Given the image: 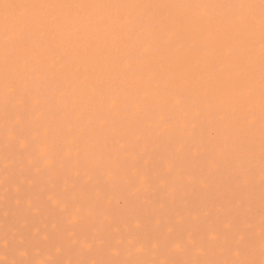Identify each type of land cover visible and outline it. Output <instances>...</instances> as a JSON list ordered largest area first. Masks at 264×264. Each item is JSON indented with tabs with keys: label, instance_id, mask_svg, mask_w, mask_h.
<instances>
[{
	"label": "snow or ice",
	"instance_id": "6c2138e0",
	"mask_svg": "<svg viewBox=\"0 0 264 264\" xmlns=\"http://www.w3.org/2000/svg\"><path fill=\"white\" fill-rule=\"evenodd\" d=\"M0 133L84 193L17 184L63 236L35 260L6 234L0 264H264V0H0Z\"/></svg>",
	"mask_w": 264,
	"mask_h": 264
},
{
	"label": "rangeland",
	"instance_id": "374dc122",
	"mask_svg": "<svg viewBox=\"0 0 264 264\" xmlns=\"http://www.w3.org/2000/svg\"><path fill=\"white\" fill-rule=\"evenodd\" d=\"M22 130L25 134L31 131L28 128ZM3 143V135L0 133V241L6 234L9 237H15L17 244L29 249L30 259H44L55 251L62 239V218L47 203H42L39 211L29 212L17 209L13 202L16 186L19 184L25 191L31 192L35 199L41 201L44 200L43 191L53 187L58 190L67 188L66 195L68 197H82L84 193L80 192L79 178L74 174L65 173L62 164L58 166L57 171L47 175L38 173L34 167H31L27 153L14 152L5 158ZM153 150L160 152L163 151V148L159 143H150L149 151ZM152 166L153 172L156 174L158 171L156 163L153 162ZM6 179L7 183H5ZM163 195L153 189L146 194L145 200L151 204L157 197H163ZM92 223L87 222L81 225L77 232H89ZM149 228H152V225H149ZM128 231L129 226L123 221H118L108 229V235L114 243H117ZM158 253L159 249L153 250V256H158ZM59 258L67 262L80 257L74 248L66 247Z\"/></svg>",
	"mask_w": 264,
	"mask_h": 264
},
{
	"label": "bare ground",
	"instance_id": "6f19581e",
	"mask_svg": "<svg viewBox=\"0 0 264 264\" xmlns=\"http://www.w3.org/2000/svg\"><path fill=\"white\" fill-rule=\"evenodd\" d=\"M257 2H258V0H257Z\"/></svg>",
	"mask_w": 264,
	"mask_h": 264
}]
</instances>
